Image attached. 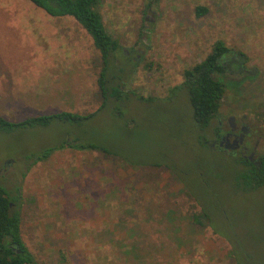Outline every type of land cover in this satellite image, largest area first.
I'll use <instances>...</instances> for the list:
<instances>
[{
	"label": "rangeland",
	"instance_id": "1",
	"mask_svg": "<svg viewBox=\"0 0 264 264\" xmlns=\"http://www.w3.org/2000/svg\"><path fill=\"white\" fill-rule=\"evenodd\" d=\"M197 8L205 14L197 17ZM96 9L136 62L121 80L127 97H109L100 109L99 53L84 30L26 0H0V118L95 112L79 126L0 132V186L18 210L22 244L36 264H264V189L231 195L222 154L214 151L210 163L203 153L208 181L196 193L215 216V234L191 223L198 208L165 167L192 178L195 141L211 139L196 129L178 87L216 41L244 61L212 76L224 87L214 124L242 119L257 129L256 153L264 154V0H98ZM75 138L111 156L64 148L31 162Z\"/></svg>",
	"mask_w": 264,
	"mask_h": 264
},
{
	"label": "trees",
	"instance_id": "2",
	"mask_svg": "<svg viewBox=\"0 0 264 264\" xmlns=\"http://www.w3.org/2000/svg\"><path fill=\"white\" fill-rule=\"evenodd\" d=\"M26 1L51 18L69 17L73 19L90 37L92 46L98 51L100 58V70L96 79V85L102 101L98 109L106 104L109 97H114L118 100L119 95L125 94L126 96V93L120 91L121 80L124 77H129L136 67V62L125 57L124 52L119 51L120 47L117 41L106 32L96 9L98 0ZM205 12L204 8L195 9L197 17L205 14ZM117 54H119V60L116 57ZM243 61L244 57L241 53H233L221 41H216L213 43L210 52L201 62L183 71V81L178 88H183L186 93L191 111V119L199 132L206 133L207 130H210L209 132L211 133V122L216 118L220 101L224 94L223 84L213 79L212 76L214 74L225 75L233 66L240 68ZM126 67H130L128 68L127 75H125ZM110 68H113L114 72L109 74ZM138 99L142 100L141 98ZM94 115L95 112L86 115L61 112L49 116L28 118L19 123H10L0 118V132L9 133L16 129L44 127L51 122L79 126L86 123ZM214 126L216 127V124ZM207 143L204 135L198 136L195 141V145L201 152V155L198 157L194 156L196 158L194 159V166L191 167L189 173L187 172L188 176L192 177L190 178L191 181L185 177L181 178L180 173L183 172L180 170V167L178 169L171 164L169 166L165 165V167H169L177 176L180 185L186 192V196L193 200L198 208L197 213L192 214L190 217L191 223L197 227L210 228L214 231L212 229L214 227L212 219L215 216H212L206 207L200 204V197L196 193V189L205 192V186L208 181L205 172L201 174L202 170L205 171V166H202L203 153L207 154L206 158L208 162L210 160V163L218 161L212 158L214 156H212V153L217 150L209 148ZM64 148L78 151H98L104 155L111 156L102 145L88 142L83 144L78 138H75L62 143L60 146L44 149L37 156H32L31 162L34 164L45 161L55 150ZM217 152L222 154V157L225 159V168L228 172L226 181L229 182L228 192L231 195H245L248 192L264 189V157L261 159L259 166L255 167L237 155ZM163 162L165 164V161ZM164 164L161 165L154 162L150 164V167H159ZM224 174L226 176L225 172ZM213 205V211L220 214V207L216 204ZM230 254H233V259H235L234 251H231ZM0 264H36L31 254L21 242L18 210L15 208V204H13V199L2 186H0ZM235 264H238V261Z\"/></svg>",
	"mask_w": 264,
	"mask_h": 264
},
{
	"label": "flooded vegetation",
	"instance_id": "3",
	"mask_svg": "<svg viewBox=\"0 0 264 264\" xmlns=\"http://www.w3.org/2000/svg\"><path fill=\"white\" fill-rule=\"evenodd\" d=\"M211 127V139L207 141L211 149L237 155L251 165L259 166L264 154L256 153L259 140L257 129L249 128L242 119L236 121L233 117H228L225 123L217 121L216 127L213 121Z\"/></svg>",
	"mask_w": 264,
	"mask_h": 264
},
{
	"label": "water",
	"instance_id": "4",
	"mask_svg": "<svg viewBox=\"0 0 264 264\" xmlns=\"http://www.w3.org/2000/svg\"><path fill=\"white\" fill-rule=\"evenodd\" d=\"M232 118H230V120H231Z\"/></svg>",
	"mask_w": 264,
	"mask_h": 264
}]
</instances>
